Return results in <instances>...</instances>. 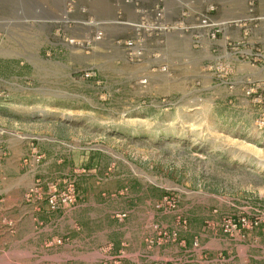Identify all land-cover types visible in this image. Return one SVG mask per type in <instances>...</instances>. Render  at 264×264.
I'll list each match as a JSON object with an SVG mask.
<instances>
[{
    "label": "rangeland",
    "instance_id": "obj_1",
    "mask_svg": "<svg viewBox=\"0 0 264 264\" xmlns=\"http://www.w3.org/2000/svg\"><path fill=\"white\" fill-rule=\"evenodd\" d=\"M250 1L0 0V264H115L128 238L171 257L264 255V28L243 23ZM206 14L242 20L234 54L201 59ZM68 184L75 203L41 232L60 243L24 257L16 208Z\"/></svg>",
    "mask_w": 264,
    "mask_h": 264
},
{
    "label": "crops",
    "instance_id": "obj_2",
    "mask_svg": "<svg viewBox=\"0 0 264 264\" xmlns=\"http://www.w3.org/2000/svg\"><path fill=\"white\" fill-rule=\"evenodd\" d=\"M264 13V1L263 0H257L256 7L254 9L253 14L259 15ZM213 18V17H212ZM214 20H217L213 18ZM225 20V19H224ZM221 21V20H220ZM199 22V20H198ZM260 23V26L263 27V21H258ZM198 24V23H197ZM193 27L196 29L195 34H193L194 42L196 43V46L200 49L201 53L203 55L201 56V59H208L213 58L216 59L218 56H214L213 52L216 51H223L226 54H234L232 52H228L227 50H233L231 48V41L236 39L238 36L233 35L232 27L234 26H224L220 33L218 34V38L216 39H210L208 36V33L205 29L199 28L197 25H193ZM244 35H242V39L246 38V30L243 32ZM239 38V37H238ZM165 43L167 44V40H165ZM251 43L248 40H245L242 42L241 46L243 50H246L249 53V49L245 47L246 44ZM231 60L236 61L237 58L230 57ZM7 139H1L0 142H3L2 144L5 146ZM6 147L10 149V146L7 145ZM31 149V148H29ZM33 149L30 150L29 158L32 157ZM14 152V150H13ZM20 158V155L18 154ZM11 158V157H10ZM13 158V157H12ZM44 158H46V154H44ZM8 158L4 159V163H9L7 161ZM14 161L16 162V156ZM24 162V161H23ZM22 162V163H23ZM25 163V162H24ZM1 166V162H0ZM2 171L0 167V172ZM2 174V173H0ZM23 175V174H22ZM1 180L7 181L8 178L2 174L0 175ZM1 201V199H0ZM6 206L1 204L0 205V224L5 222V219L3 218L6 214ZM18 217L16 221V225H18L17 229L21 230L22 233L20 235V245L22 246L21 254L25 256H31L35 251L37 253L42 252L39 247H51L52 244L60 243L59 239H52L50 242H48V237L52 234V232L48 233H41L45 228L42 225L47 226L45 223L48 222V220L51 218L50 216H53V218L56 216V213L53 211L48 210V207L46 205L45 200H38L37 202L24 204L21 206H18L16 208ZM46 214V215H45ZM48 214V215H47ZM53 221V219H50L49 222ZM1 226V225H0ZM1 229V228H0ZM175 241V240H172ZM65 244L62 246L64 247ZM113 249L122 248L118 250L121 252L122 259L115 261V264H234L237 261H244L247 260H262L264 259V255L258 253V254H244V255H228L225 256H215V255H207V254H200V253H191L189 255H184L185 253L179 252L178 255L174 256H164V255H157V251L153 254L150 252L153 250L151 248V244L146 238H142V240H139V242H133L132 239H124L122 241L116 240L112 243ZM110 248V247H109ZM47 250V249H46ZM182 250V249H181ZM187 252V250H185ZM45 254V253H44ZM64 260L70 259V251H63ZM86 259L90 256H99V254L88 252L86 253ZM46 258L52 257L48 256L47 254L44 256ZM45 259V258H43Z\"/></svg>",
    "mask_w": 264,
    "mask_h": 264
},
{
    "label": "built area",
    "instance_id": "obj_3",
    "mask_svg": "<svg viewBox=\"0 0 264 264\" xmlns=\"http://www.w3.org/2000/svg\"><path fill=\"white\" fill-rule=\"evenodd\" d=\"M264 1V0H263ZM255 0L250 1V7H249V16L246 18H243V23L248 21H263V27H264V13L255 15L253 14L254 9L256 7V4H254ZM214 8L211 6L207 9V12L210 13ZM183 24V23H182ZM242 24L241 19H227V20H214L209 14L203 15L197 24V26L201 29H205L208 33V36L210 39H216L220 31L224 26H240ZM97 38H100V34L97 35ZM127 45H132L131 41L126 42ZM231 48L234 50V46L230 43ZM239 45V43H237ZM249 53L246 50L240 49L238 52L242 53L245 56V58H248L250 55V49L248 50ZM140 50H133L132 55L138 56L140 54ZM260 55V54H259ZM263 57V56H262ZM250 80H248L249 82ZM253 86L246 88L245 94L250 96L254 93ZM259 100V99H256ZM257 125L258 127L264 131V111L261 112L257 119ZM32 157L33 161L39 162L41 159L40 155L35 154V150L33 149ZM37 182H39L37 180ZM30 192L36 193L34 196L38 194V189H30ZM29 195V194H28ZM45 202L47 207L52 210H58L61 208H69L72 206L76 201V192L75 188L72 184H68V187L64 191H57L54 189L51 191L47 196H45ZM242 227H245V229H253L258 225V221L256 219L251 221H246L245 218L238 219V221ZM234 225H237L236 223Z\"/></svg>",
    "mask_w": 264,
    "mask_h": 264
},
{
    "label": "bare ground",
    "instance_id": "obj_4",
    "mask_svg": "<svg viewBox=\"0 0 264 264\" xmlns=\"http://www.w3.org/2000/svg\"><path fill=\"white\" fill-rule=\"evenodd\" d=\"M64 19V18H63Z\"/></svg>",
    "mask_w": 264,
    "mask_h": 264
}]
</instances>
